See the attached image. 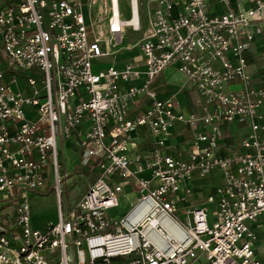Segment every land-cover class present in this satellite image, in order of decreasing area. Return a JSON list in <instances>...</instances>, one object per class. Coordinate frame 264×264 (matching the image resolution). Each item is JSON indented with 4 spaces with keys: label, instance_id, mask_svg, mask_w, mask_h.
I'll return each mask as SVG.
<instances>
[{
    "label": "built area",
    "instance_id": "2783aa9c",
    "mask_svg": "<svg viewBox=\"0 0 264 264\" xmlns=\"http://www.w3.org/2000/svg\"><path fill=\"white\" fill-rule=\"evenodd\" d=\"M121 1L0 0V212L10 209L0 264H264L249 224L264 214V86L245 56L264 34V0H217L222 12L210 0H127L128 18ZM128 28L140 37L123 44ZM254 58L264 70V49ZM166 68L187 78L202 113L159 95L153 82ZM176 122L197 131L189 150L169 153ZM230 125L246 131L227 141ZM140 127L155 144L144 155L132 135ZM63 139L96 169L65 210ZM214 170L223 181L206 202L186 200L194 175ZM50 178L57 215L36 227L29 195ZM125 183L138 197L110 215Z\"/></svg>",
    "mask_w": 264,
    "mask_h": 264
},
{
    "label": "crops",
    "instance_id": "0c3cea01",
    "mask_svg": "<svg viewBox=\"0 0 264 264\" xmlns=\"http://www.w3.org/2000/svg\"><path fill=\"white\" fill-rule=\"evenodd\" d=\"M210 5L212 9L216 12L225 11V6L219 4L217 0H210ZM238 5L242 9H248L253 6L251 2L241 1V0H231L230 6L233 9L238 8ZM264 49V34L257 35L254 41L252 42V50L251 52H246L245 56L248 60L250 67L249 69L256 74L253 85H262L264 86V81L261 80L260 76H264V70L257 68L259 60L254 58L256 52ZM153 85L156 91L161 96H167L169 94H176L177 96V106L176 109L178 111H182L185 113L198 112L202 113L201 105L197 102V94L195 93L193 86L189 83L187 78L184 77L181 73L176 71L175 69L166 68L161 73L156 76V79L153 82ZM244 126L230 125L229 129H231L230 136L226 137L227 141H236L242 134L246 131ZM228 129V130H229ZM197 129L195 127L191 128L189 126L183 125L180 122H176L173 126L172 133L170 138L167 140V151L169 153H175L178 149L189 150L191 148V140L193 139V135ZM133 137H135V145L136 150L140 152L142 155L146 153L152 152L155 147L153 136L150 131L145 127H140L137 131L132 133ZM65 141V145L68 141L74 144L72 139H63ZM61 141V143H62ZM61 145V144H60ZM73 146V145H72ZM75 150L77 148L75 145L73 146ZM75 150L71 151V154H77L79 158V150L77 153ZM78 165V160L74 162ZM76 169V168H75ZM222 176L216 170L211 171L209 175L206 177H201L198 175H194V178L191 182L188 183L190 192L186 194L185 199L188 201H192L194 204H203L206 202V197L211 193H214L215 187L222 183ZM128 185L125 183L124 186ZM87 189V188H86ZM85 189V190H86ZM179 194H184L183 190L178 192ZM179 206L181 208V212H183V208L186 206V202H179ZM208 208L211 210L214 208V205H209ZM115 212L116 209H114ZM124 212V211H123ZM122 212L116 213L120 215ZM33 214V213H32ZM33 225L36 227H43L44 225L38 223L35 214H33ZM250 227L255 232L257 236V242L255 244V254L264 263V214L262 213L255 220L249 222ZM205 259L203 257H199L198 260L193 262L192 264H204Z\"/></svg>",
    "mask_w": 264,
    "mask_h": 264
},
{
    "label": "rangeland",
    "instance_id": "374dc122",
    "mask_svg": "<svg viewBox=\"0 0 264 264\" xmlns=\"http://www.w3.org/2000/svg\"><path fill=\"white\" fill-rule=\"evenodd\" d=\"M140 1L144 6L146 0ZM121 7L123 10L122 12L124 13V17L128 18L130 16V13L128 11V1L122 0ZM126 30L127 31L123 44L133 43L140 37L141 32H133L130 28ZM133 54H136V51L125 52L121 55L120 59L121 61L122 59H124L123 61L131 59ZM22 75L25 74L22 73L21 76ZM72 145L74 146V144H72L70 141H68L66 145L65 141H62L61 146L59 147V164L61 168H64L69 173L67 181L63 182L62 184V190L60 194V201L64 210L79 201L85 189L95 181L94 178L96 173V169L93 170V168H90L86 165H76L74 163L78 160V153ZM72 150H75L77 154H71ZM121 181L124 180L121 179ZM52 182L53 180H51L50 178L43 189L38 192H31L29 195L32 213L35 214L38 223H40L41 225H45V223L49 219L54 220L57 215V197H55V193L52 188ZM122 193L123 195L120 196V205L116 208V211L118 212L115 213H123V211L125 212V210L129 208L130 203L134 202V200L138 197V194L130 189L129 185L124 186ZM2 205L3 203L0 202V208L2 207ZM9 211L10 209H7L4 212H0V218L6 217V214L10 213ZM113 211H109L111 212L110 215H113Z\"/></svg>",
    "mask_w": 264,
    "mask_h": 264
},
{
    "label": "bare ground",
    "instance_id": "6f19581e",
    "mask_svg": "<svg viewBox=\"0 0 264 264\" xmlns=\"http://www.w3.org/2000/svg\"><path fill=\"white\" fill-rule=\"evenodd\" d=\"M134 20H135V19H134ZM134 20H133V21H134Z\"/></svg>",
    "mask_w": 264,
    "mask_h": 264
}]
</instances>
